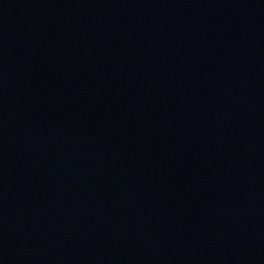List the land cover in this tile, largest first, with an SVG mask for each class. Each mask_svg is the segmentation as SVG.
<instances>
[{"label": "water", "instance_id": "water-1", "mask_svg": "<svg viewBox=\"0 0 264 264\" xmlns=\"http://www.w3.org/2000/svg\"><path fill=\"white\" fill-rule=\"evenodd\" d=\"M0 264H264V0H0Z\"/></svg>", "mask_w": 264, "mask_h": 264}]
</instances>
